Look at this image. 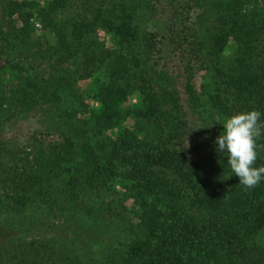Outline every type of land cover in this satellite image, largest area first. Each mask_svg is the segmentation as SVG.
I'll use <instances>...</instances> for the list:
<instances>
[{
    "label": "trees",
    "instance_id": "1",
    "mask_svg": "<svg viewBox=\"0 0 264 264\" xmlns=\"http://www.w3.org/2000/svg\"><path fill=\"white\" fill-rule=\"evenodd\" d=\"M80 1L60 17L72 0H0V264H264V181L244 188L215 145L226 118L264 113V0ZM135 1L162 33L137 35ZM200 3L212 33L193 17ZM165 48L184 53L183 92L146 79ZM91 79L88 100L78 87ZM31 112L61 140H6ZM195 133L203 165L185 145ZM32 211L49 232L25 239L11 218Z\"/></svg>",
    "mask_w": 264,
    "mask_h": 264
},
{
    "label": "rangeland",
    "instance_id": "2",
    "mask_svg": "<svg viewBox=\"0 0 264 264\" xmlns=\"http://www.w3.org/2000/svg\"><path fill=\"white\" fill-rule=\"evenodd\" d=\"M124 3L126 5H129L130 0H124ZM205 3H209L208 0H206ZM142 1H135L133 3L135 12L133 13V25L135 26L136 30L139 28V32L137 30V35H141L142 33V28L150 30L152 32H159L162 33L163 28L165 27V22L161 20L159 17H157V13L152 14V19H150V22L145 17V9L142 5ZM81 6V1L80 0H72V4L68 6L66 10H64L62 13H60V17H64L65 14H70L72 12L77 11V9H80L79 7ZM130 11V10H129ZM213 12L208 9L206 4L201 5L199 4L197 10L194 12L193 17H199L200 19L198 20L200 22V27L205 34L212 33V14ZM146 20V21H145ZM193 20V19H192ZM194 21V20H193ZM199 24V23H197ZM35 28L37 29L36 36L43 39V35L45 34L42 31V26L34 22ZM38 27H37V26ZM149 28V29H148ZM139 33V34H138ZM96 38L98 42L105 46H109V38L106 33H104L102 30L98 29L95 33ZM210 44V43H209ZM167 48L164 49V54L163 57L164 59L158 60L155 56H152L149 60H146V65L144 68L147 70L146 73V79H148L152 83V87H154L157 91L161 89V87L165 84L163 80V74L167 75L168 77L174 78L177 81V89L179 92H183L182 86H183V79L181 78L182 74V67L184 65V59L180 56V53L184 54L183 51L176 52L174 54H171L167 56L166 52ZM141 53L146 56V49L144 47L140 48ZM227 60L223 59L222 62H216L217 64L220 63V65L226 64ZM197 85L200 83V78L196 81ZM96 86V81L95 79L91 80H86L82 81L79 84V91L82 92L86 97L91 96L93 93V90ZM184 98V96H181ZM90 100V97L88 98ZM132 103H135V100H133ZM22 118L18 119L16 118L13 122L9 123L8 126L6 127L5 131L3 132V136L6 140H12L15 144L17 145H25L26 141L28 138H30L34 133L37 136L38 139H44L46 143H54V142H59L61 140L60 135L58 134H48L38 124L40 115L36 112H31V113H26L22 114ZM135 122V121H134ZM135 130L139 131L142 127L145 126L144 123H136L135 122ZM126 127L127 126H132L134 125L133 123L126 122L124 124ZM188 152H189V157L191 160L195 163H198L199 165H203L206 161V151L204 147V142L203 138L199 133H195L192 135L190 138L186 140L185 143ZM31 158V157H29ZM27 215H32L30 219H27V216L22 215V216H17V217H12L11 220L20 221L21 222V229H23V233H17L16 235H22L25 236V239H31V237L34 238H42L44 237L45 233L47 234L49 232V229H47L46 226L40 227L39 225L35 224L37 219L40 217V214L38 212H27ZM3 217H0V225H3L4 220H2Z\"/></svg>",
    "mask_w": 264,
    "mask_h": 264
},
{
    "label": "clouds",
    "instance_id": "3",
    "mask_svg": "<svg viewBox=\"0 0 264 264\" xmlns=\"http://www.w3.org/2000/svg\"><path fill=\"white\" fill-rule=\"evenodd\" d=\"M264 113L241 112L223 122V134L216 140V151L227 154V164L239 183L252 189L264 181V166L254 167L258 158L257 141L264 135Z\"/></svg>",
    "mask_w": 264,
    "mask_h": 264
},
{
    "label": "built area",
    "instance_id": "4",
    "mask_svg": "<svg viewBox=\"0 0 264 264\" xmlns=\"http://www.w3.org/2000/svg\"><path fill=\"white\" fill-rule=\"evenodd\" d=\"M37 26V25H36ZM38 27V26H37Z\"/></svg>",
    "mask_w": 264,
    "mask_h": 264
}]
</instances>
